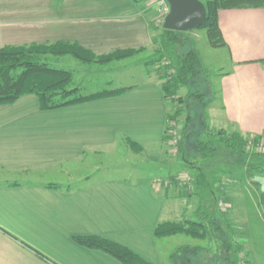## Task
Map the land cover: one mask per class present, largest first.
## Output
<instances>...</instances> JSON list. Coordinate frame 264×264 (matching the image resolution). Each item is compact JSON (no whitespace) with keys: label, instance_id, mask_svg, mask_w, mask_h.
<instances>
[{"label":"crops","instance_id":"crops-1","mask_svg":"<svg viewBox=\"0 0 264 264\" xmlns=\"http://www.w3.org/2000/svg\"><path fill=\"white\" fill-rule=\"evenodd\" d=\"M217 23L230 66L213 98L219 103V129L247 139L264 137V9L220 10ZM151 39L140 0H0V48L64 42L99 57L147 49ZM140 57L125 60L138 64L129 67L137 70L135 84L118 77L128 65L113 62L110 71L118 79L112 84L105 78L102 87L86 94L127 89L119 96L49 111L40 110L33 95L0 106V174H5L0 178V264H120L74 241L83 236L119 244L149 264H192L190 251L171 256L180 248L200 247V240L157 239L154 231L162 223L193 221L196 203L191 212L183 209L180 194L155 189L153 178L70 187L68 168L85 154L131 141L157 161L153 150L166 145L173 106L148 60ZM163 166L176 167L167 161ZM248 230L256 235L260 229Z\"/></svg>","mask_w":264,"mask_h":264},{"label":"trees","instance_id":"trees-1","mask_svg":"<svg viewBox=\"0 0 264 264\" xmlns=\"http://www.w3.org/2000/svg\"><path fill=\"white\" fill-rule=\"evenodd\" d=\"M198 1L204 5L206 10V19L198 29L206 32L208 43L213 48L224 46L217 23V14L220 10L264 9V0ZM184 34L163 29L160 36L153 40L157 45L155 57L146 63L148 67L154 66L161 82L164 98L172 105L182 103V98L178 96L179 91L188 87V80L191 77L196 76L200 71L203 73L202 75L205 76L206 74L196 51L178 52V46H182ZM142 50H120L97 57L77 44L64 42L0 48V106L11 105L23 96L33 95L38 100L39 109L49 111L119 96L125 93L127 89L104 90L83 96L78 88H69L72 81L70 71L50 66L38 59L46 56L57 58L67 56L84 64L103 65L131 58ZM169 71L173 72L169 75ZM210 95H212L211 98L206 102L204 101L205 95L188 93L189 97L193 96L194 99L201 101L203 110L213 102L214 93ZM182 111L179 106L175 107L171 113L173 119H179ZM188 122L189 116L187 115L184 121L185 126L188 125ZM166 137L165 135V140ZM246 139L237 132L227 133L222 129L210 132L207 133V140L196 142V150L192 156L186 154L183 140L178 141L177 151L181 166H183V170L189 172L193 180L192 191L186 193V197L196 200V208L193 213L194 220L186 221V223L166 222L159 224L154 231L155 238L185 235L200 241H210L216 234L223 237L225 230L230 240V242L227 241L229 245L225 254L229 257L230 264H240L238 259L240 247L233 243L234 235L230 230H227L229 224L218 210L217 201L224 195L221 179L229 174L232 175L235 170L245 166L237 167L234 163L224 164L223 160H219V158L223 152L227 156L239 155L243 158L244 163L245 160L248 163L246 169L248 168L250 172L259 169L264 164V153L246 154L244 150L247 144ZM252 140L256 142L259 139L254 137ZM127 143L132 147L139 148L137 144L131 141H127ZM49 187L56 186L49 185ZM74 241L85 248L101 251L116 259L120 264H149L129 249L99 237H76ZM188 251L195 255L201 249L199 247L191 250L180 248L171 256V259H174L180 252Z\"/></svg>","mask_w":264,"mask_h":264},{"label":"rangeland","instance_id":"rangeland-1","mask_svg":"<svg viewBox=\"0 0 264 264\" xmlns=\"http://www.w3.org/2000/svg\"><path fill=\"white\" fill-rule=\"evenodd\" d=\"M140 2L150 19L152 39L151 45L147 47V49L142 48L143 50L134 55V57L141 54L139 59L144 63H148L155 57V51L157 49V45L153 40L160 36L163 29L158 25L156 20L158 5L155 0H141ZM182 38H184V40L181 42L182 46H178V52L185 53L190 50L196 51L202 63V68L206 73L204 76L200 71L196 76L191 77L188 80V87L182 88L179 91L178 96L182 98V103L178 105L173 104V109L179 106L183 110L179 119H173L176 123V128L173 132L177 137V141L183 140L186 154L192 156L196 150V142L198 140H207V133L221 129H219L220 118L215 111V109L217 110L219 107L218 101L213 100V103L203 110L201 101L194 99L193 96L189 97L188 93L192 95H205L208 98L205 97L204 101L207 102L212 96L210 94L216 93L220 76L227 73L230 66L226 51L221 47H211L204 30L195 29L185 33ZM127 59L114 61L116 64L119 63L118 65H120V67L128 65L127 70L125 67H123L124 69L121 68L122 71H119L120 74H118V77L122 76L123 78H121L128 82L127 85L135 84L137 81L134 82V76L137 70L133 68L129 69V67L136 66L138 68V64L136 62L133 64L132 62L126 63L125 60ZM38 60L50 66L70 71L72 74V81L69 88H78L83 96L102 87L105 78L110 79V81L112 80V84L118 79V77H115L113 72L110 71L112 65L109 64L113 62L107 63L108 65L95 63L84 64L67 56L62 58L46 56ZM145 60L148 61L145 62ZM81 64L84 66L82 67ZM78 67L82 68L78 69ZM83 69H85V71L82 73ZM142 69L145 71L144 66ZM150 72L155 80H159L154 66L151 67ZM111 86L113 87L114 85ZM214 96L215 95H213V98ZM187 115L189 116V122L188 125L185 126L184 121ZM225 131L227 133L231 132L226 129ZM257 138L259 140L256 142L252 140L253 138L246 139L247 144L244 148L246 154L264 153V137ZM131 147L132 146L126 141L123 144L118 143L101 152L85 154L79 162L70 165L68 168L71 179L73 180V183L70 185L71 189L79 188L80 186H88L94 181L110 178L132 180L153 178L152 181L163 178L169 180L171 184L169 186L167 185L166 188H164L165 186L163 185L160 189H172L177 192L178 195L180 194L183 209L185 207L191 212L194 206L193 203H196V200L186 197V193H191L192 187L188 190L184 189L183 185L175 183L173 180L175 176H180L189 172L183 170L178 151L174 152V147L170 146L168 137H166L165 146L162 148L160 147L159 150H153L155 154L158 155L157 161L151 158V154L149 153V155L141 146H139V148ZM153 151H151V153H154ZM223 153L219 160L222 159L224 164L234 163L237 167H245L242 169L238 168L232 175H223L224 177L221 179V183L223 182L222 191L224 195L217 201V204L220 206H218V210L224 215L223 219L229 224L227 230H230L234 235L233 243L240 247V256H238L240 264H254V262L256 264H264V203L259 202V197L264 201V164H262L259 169H253L255 171L250 172L248 168L246 169L248 163H246V160L244 163L241 156L235 155L233 157ZM166 161L170 164V167H176L167 171L163 166ZM38 171H41V169ZM2 175L5 176L4 173ZM2 175L0 174V178ZM256 214L257 217H259V219L256 218L259 222L257 220L253 221L255 218L253 215ZM183 222L186 223L185 220ZM250 227L260 229L259 233L256 235H248L250 231L248 229ZM224 232L225 234L223 237L216 234L210 241H199V245H201L199 248L201 251L193 255L191 261L194 263L192 262V264H230V259L225 254L230 240L227 231L224 230ZM205 244L208 245L209 249L205 248Z\"/></svg>","mask_w":264,"mask_h":264},{"label":"water","instance_id":"water-1","mask_svg":"<svg viewBox=\"0 0 264 264\" xmlns=\"http://www.w3.org/2000/svg\"><path fill=\"white\" fill-rule=\"evenodd\" d=\"M169 12L162 28L167 31L187 33L198 29L206 19L204 5L198 0H165Z\"/></svg>","mask_w":264,"mask_h":264},{"label":"built area","instance_id":"built-area-1","mask_svg":"<svg viewBox=\"0 0 264 264\" xmlns=\"http://www.w3.org/2000/svg\"><path fill=\"white\" fill-rule=\"evenodd\" d=\"M155 2L158 5V10L156 13V15H157L156 20L158 22V25H160L162 27L164 18L166 17V15L169 12V7H168V4L165 0H155ZM172 72L173 71H169L168 74L170 75ZM175 128H176V123L174 122L173 117L170 114L168 119H167V127H166L165 134L168 137V141L170 143V146L174 147V152L177 151V144H178L177 137L173 132L175 130ZM173 180L175 183L183 185L184 189H190L192 187L193 180H192V177L189 173H184L183 175L175 176ZM228 183H229V181H228ZM170 184H171V182L169 180H166L163 178L157 179L156 181L155 180L153 181V185H154L155 189H157V186H158V189H160V187H162L163 185L165 186L164 188H166V186L167 185L169 186Z\"/></svg>","mask_w":264,"mask_h":264}]
</instances>
